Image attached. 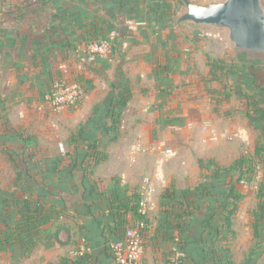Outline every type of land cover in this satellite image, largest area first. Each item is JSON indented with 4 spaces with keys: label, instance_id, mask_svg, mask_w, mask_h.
I'll return each mask as SVG.
<instances>
[{
    "label": "crops",
    "instance_id": "1",
    "mask_svg": "<svg viewBox=\"0 0 264 264\" xmlns=\"http://www.w3.org/2000/svg\"><path fill=\"white\" fill-rule=\"evenodd\" d=\"M173 3L0 0V235L16 228L40 195L55 212L46 227L56 223L61 229L60 242L40 245L28 257L20 242L10 243L0 250V264H116L110 244L125 232L117 230L112 198L133 194L149 206L139 264H168L173 226L157 220L156 213L173 180L169 165L174 161L186 166L180 182L189 216L181 220L184 264H228L232 254L231 262L238 264L257 258L255 252L250 258L254 236L245 205L254 214L260 204L264 213V150L257 155L264 147V66L213 71L215 60L231 58L237 64V49L233 45L231 55L216 54L209 64L198 28L165 21L170 16L166 5ZM105 41L112 44L106 54L90 51L93 43ZM59 80L80 86L85 98L53 113L45 95ZM120 90L130 99L120 137L111 141L106 103ZM60 128L73 132L70 142L57 140ZM23 133L37 137L35 149L47 153L51 164L38 194L18 179L20 169L22 178L28 176L24 163L27 168L40 160L24 156ZM96 150L106 157L94 165ZM243 157L251 160L253 172L243 177L228 172ZM193 163L196 194L189 190ZM232 186L243 198L230 226L232 237L222 242V213L233 208L224 198ZM259 223L261 237L255 242L264 244V222Z\"/></svg>",
    "mask_w": 264,
    "mask_h": 264
},
{
    "label": "trees",
    "instance_id": "2",
    "mask_svg": "<svg viewBox=\"0 0 264 264\" xmlns=\"http://www.w3.org/2000/svg\"><path fill=\"white\" fill-rule=\"evenodd\" d=\"M38 2L40 0H37ZM179 0H174L173 4H167L166 5V12L170 13V16L165 18L166 22L172 23L171 19L174 17L173 15V5L177 4ZM93 43V42H91ZM237 64H230L227 65L223 60H215L212 70L218 68V70L221 71V73L226 74L230 70L231 72L237 71L238 64H243L244 66H250L253 69L257 68L260 64L262 59L260 57H263V54H256V53H250V52H242L237 50ZM252 57H257L256 59H253ZM216 61L217 64H216ZM252 62V64H249L248 62ZM261 65V64H260ZM61 81V80H59ZM130 99V94L126 90H120L117 94L113 93L112 97L106 103V106H108L107 109V115L105 117V121L108 120V122L105 123V129L107 133H109L110 138L113 140H118L120 137V128L122 125V117L125 109L128 106ZM78 103V105H80ZM100 108V106L98 107ZM104 119V118H103ZM102 119V120H103ZM256 120L254 116H252V121ZM20 139L24 145L23 153L24 156H27V153L31 150H34L39 145L38 139L34 135H26V134H20ZM264 150L263 148L257 149V155L260 154ZM29 156V155H28ZM106 155H103V152L95 151V154L93 155V161L94 165L102 163V161L105 160ZM261 163L264 166V157L261 159ZM251 160L247 157L241 158L238 162H236L228 172H234L238 171L241 173V177H243L245 174L253 172ZM203 166V165H202ZM22 172L19 171L18 173V179H22L21 175ZM21 175V176H20ZM40 193L44 191V187L40 184ZM169 193V192H168ZM165 194V198L167 197L168 200H173L174 194ZM167 195V196H166ZM45 196L40 195V199L37 201V206H31L27 205L25 213L22 215L21 223L18 224L16 228H10L5 235H0V250L5 249L10 245V243L14 242H20L21 245L27 248L26 256H31L32 253L40 247V245H45L47 247L54 246L57 242H60V232L61 229L58 224L52 223L49 227L48 226L52 219L55 218V212L51 205H48L45 200ZM141 195L139 194H133L127 199H120L116 195L112 198V215L118 222V228L117 230H121L123 232H126L127 228H129L132 224V222H137L140 219L143 218V216L140 213V201H141ZM243 198L242 195L239 194V192L236 190L235 186H232L228 189H226L225 193V204L228 206L230 205L232 210L225 211L222 213V220L224 222L223 228L224 229H230V226L232 224V220L234 218V215L236 214L238 210V203ZM229 200H232V204H230ZM258 212V213H257ZM256 213L258 215L257 218V225L260 226V221L264 222V213L262 212V206L259 204L256 208ZM128 215L131 216L132 222L129 221ZM119 232V231H118ZM254 252L250 255V258H252ZM229 256V255H228ZM230 259V258H229ZM247 264L250 263V259L247 260ZM228 264L229 263L228 260Z\"/></svg>",
    "mask_w": 264,
    "mask_h": 264
},
{
    "label": "rangeland",
    "instance_id": "3",
    "mask_svg": "<svg viewBox=\"0 0 264 264\" xmlns=\"http://www.w3.org/2000/svg\"><path fill=\"white\" fill-rule=\"evenodd\" d=\"M194 1L198 2V3H209L208 0H194ZM7 7H9V6H7ZM183 11H184V5H183L182 1L178 2L177 4H174L173 5L174 17H172L171 22L173 23L176 20V18L181 13H183ZM186 27L198 28V30H200V32L203 34V38L205 39V44H206L205 50L207 52H209V56H208L209 62H210L209 64H211V62L215 59L213 56H216V54L219 56H222V55L228 56L229 54L230 55L232 54L231 51L233 48V44L229 41L228 33L225 30H219V29L206 27V26L195 27L192 24H188V25H186ZM252 58L256 59L257 57H252ZM226 59H229V60L224 59L223 61L225 62V64L227 62H229V64L230 63L232 64L231 58H226ZM260 59H262L261 62H259L261 65L257 64L258 65L257 69H260L259 68L260 66H264V56L260 57ZM217 62L218 61H216V64H217ZM252 62L253 61H251V62L249 61L248 63L252 64ZM84 98H85V96L83 97L81 102L84 101ZM49 109L53 113L56 112V111H53L51 108H49ZM54 119H57V117H55ZM59 121H60V119H58L57 122H59ZM52 125H53V123L50 122V126H52ZM46 128L43 127V131L47 132ZM56 130H57L56 134L58 135L57 140H60V141L65 140V142H70L73 139L72 138L73 136L71 137V135H74L72 131L68 132V130L65 128H60V129H56ZM44 134H45V136H47V133H44ZM62 154H67V152L62 153ZM28 155H29L28 157H32V160H33V157H40V160L38 161L35 159L36 160L35 163L34 164L30 163V165H28L27 168H26L25 163H24V165H23L24 170L25 171L27 170V174H28V176L26 178H28L29 180H25L26 178H22L20 180H21L23 186L25 188H28L30 192H32V193L34 192V194H38V193H40V189H41L40 188V180L42 179L43 183H44V181L48 182V179L46 178V172H47L46 170L51 167V164L49 163L50 160H49V158L46 157L47 153L42 152V149L40 150V148L29 151ZM189 155L190 154L187 155L188 156L187 160H190ZM184 156H186V154H183L181 159H183ZM174 162L175 163H171L169 165L170 174L173 176V180L170 182L169 188L165 192V194H167L168 192H169L168 194H174L173 195L174 199L168 200L167 197L165 198V194H164V196L161 199L162 208L156 213V216H157V220L160 219V220L166 222L167 224H170L171 226H173V229H172L173 230V237L171 239V240H173V242L169 244L170 250H171L172 246L175 243H177L180 246V248L186 254L187 253L186 252L187 251V249H186L187 244H186V242H184L185 238H184V232L181 229V220H183L185 216L189 219V216L186 213V208H184V202L181 201L182 195L180 193V192L183 193V191H181V183L180 182H181V176L184 174L183 169L186 166L183 165V162H180L179 164H176V161H174ZM208 166H211V165H208ZM64 167L66 168V170L68 169L67 165ZM69 168H70V166H69ZM193 168H194L193 169V171H194V177L193 178L194 179L189 181V190L192 189L191 193L196 194L198 182H197V178H196V164L195 163H193ZM261 170H263V172L260 171L261 175H264V169H261ZM20 171L22 172V169H20ZM208 172H209L208 169L205 168L204 176H205L206 180L208 179V177L206 178V175ZM191 173H193V172H191ZM210 173H212V166L210 169ZM21 175H23V173ZM27 181H28V183H27ZM261 181L262 182L264 181V177H262ZM24 182H26L29 185L24 184ZM245 209L247 211L248 210L251 211L248 214V218L251 219V217H252V223H250V226H252V234L254 237H253V242H252L251 253L255 252L256 254H258L257 258L252 262L250 261L249 264H264V244L260 243V242H257V243L255 242V240H257L261 237L259 226L256 223L257 218H258V215H257L258 212L253 214L252 208L250 209V207H248L247 205H245ZM263 218H264V216H263ZM235 235H236V233H235ZM229 236L232 237L231 228L230 229H223V231H222V242L228 241ZM195 247H196V245L192 246L193 249H195ZM249 247H250V245L246 246V249H248ZM237 248L240 250H243V252H244L245 246L239 243L237 245ZM232 255H230L231 259L233 257ZM237 255L240 256V254L238 252H237ZM168 259H169V257H168ZM230 262H231V260L229 259V263ZM247 262L248 261L241 262L240 264H247ZM184 263H185V260H184ZM168 264H169V262H168ZM231 264H238V263H234V261H233V262H231Z\"/></svg>",
    "mask_w": 264,
    "mask_h": 264
},
{
    "label": "water",
    "instance_id": "4",
    "mask_svg": "<svg viewBox=\"0 0 264 264\" xmlns=\"http://www.w3.org/2000/svg\"><path fill=\"white\" fill-rule=\"evenodd\" d=\"M184 11L174 26L192 24L225 30L239 51L264 55V0H181Z\"/></svg>",
    "mask_w": 264,
    "mask_h": 264
},
{
    "label": "built area",
    "instance_id": "5",
    "mask_svg": "<svg viewBox=\"0 0 264 264\" xmlns=\"http://www.w3.org/2000/svg\"><path fill=\"white\" fill-rule=\"evenodd\" d=\"M111 45L109 41L93 43L90 46V51L97 54H106L110 50ZM83 97L84 90L80 86L61 80L55 82L47 90L45 102L53 111H60L67 107L77 106ZM140 213L143 218L127 228L124 238L110 244L116 264H139L144 251V239L148 230L147 217L149 214L148 201L143 198L140 201ZM185 258V252L175 243L170 250L169 264H184Z\"/></svg>",
    "mask_w": 264,
    "mask_h": 264
}]
</instances>
